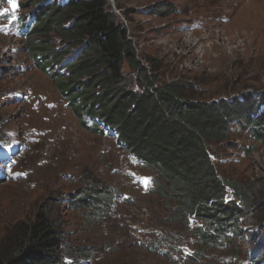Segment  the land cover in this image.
<instances>
[{
    "label": "rangeland",
    "instance_id": "1",
    "mask_svg": "<svg viewBox=\"0 0 264 264\" xmlns=\"http://www.w3.org/2000/svg\"><path fill=\"white\" fill-rule=\"evenodd\" d=\"M108 1L141 63L152 58L164 80L194 77L223 98L242 94L264 104V0ZM16 4L10 23V5L0 0L9 9L0 16V257L12 249L14 231L46 213L64 239L58 264H264V139L257 131L234 124L228 142L207 143L219 175L253 195L236 199L245 211L238 235L208 245L189 223L170 238L151 224L165 201L145 193L150 184L140 178H151L148 168L114 137L83 124L64 94L65 61L78 45L56 31L32 32L38 6ZM52 55L64 58L54 64ZM95 183L111 197L89 215V206L72 200Z\"/></svg>",
    "mask_w": 264,
    "mask_h": 264
},
{
    "label": "trees",
    "instance_id": "2",
    "mask_svg": "<svg viewBox=\"0 0 264 264\" xmlns=\"http://www.w3.org/2000/svg\"><path fill=\"white\" fill-rule=\"evenodd\" d=\"M32 1L38 6L32 32L56 31L67 44L78 45L74 58L65 61L64 94L72 95L83 124L87 118L92 129L114 137L152 174L145 193L165 202L159 204L164 212L159 210L151 224L171 238L190 223L201 243H230L238 235L237 218L245 213L236 199L243 203L253 195L248 187L219 175L207 143L228 142L232 126L243 122L264 139V104L256 108L254 100L242 94L223 98L222 91L203 89L194 77L176 79L174 73L164 80L152 58L145 61L150 66L141 63L108 0ZM52 56L54 64L64 58ZM89 192L80 189L72 201L89 206V215L100 214L111 191L95 183ZM13 233L12 249L0 257V264L63 260L64 239L46 213H38ZM86 252L82 256L89 260Z\"/></svg>",
    "mask_w": 264,
    "mask_h": 264
},
{
    "label": "snow or ice",
    "instance_id": "3",
    "mask_svg": "<svg viewBox=\"0 0 264 264\" xmlns=\"http://www.w3.org/2000/svg\"><path fill=\"white\" fill-rule=\"evenodd\" d=\"M7 3H8V5H10V8L12 10V15H11V18L9 20V22L12 23L16 19V16H15V9L17 8L16 0H7ZM8 12H9V9L0 8V16H6L8 14ZM5 30H6V26L0 27V31H5ZM2 146L3 145L0 144V147H2ZM129 175H133V174L129 173ZM149 180H150V178H144V177L140 178V181L142 183H144L145 186H147V183L149 182ZM69 264H70V262H69Z\"/></svg>",
    "mask_w": 264,
    "mask_h": 264
},
{
    "label": "clouds",
    "instance_id": "4",
    "mask_svg": "<svg viewBox=\"0 0 264 264\" xmlns=\"http://www.w3.org/2000/svg\"><path fill=\"white\" fill-rule=\"evenodd\" d=\"M83 121H84V123L86 124H89L90 126H91V123H90V121H89V119H87V118H83ZM149 183H150V180H149ZM238 228V227H237ZM158 232V231H157ZM262 240H264V235H263V237H262ZM259 264V263H258Z\"/></svg>",
    "mask_w": 264,
    "mask_h": 264
},
{
    "label": "bare ground",
    "instance_id": "5",
    "mask_svg": "<svg viewBox=\"0 0 264 264\" xmlns=\"http://www.w3.org/2000/svg\"><path fill=\"white\" fill-rule=\"evenodd\" d=\"M15 42H16L15 39L14 40H12V39L9 40V43H11V44H14Z\"/></svg>",
    "mask_w": 264,
    "mask_h": 264
}]
</instances>
